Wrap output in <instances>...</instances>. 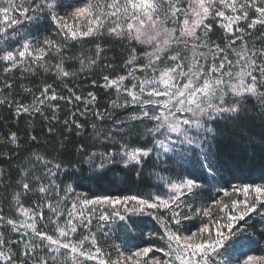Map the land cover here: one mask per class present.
I'll list each match as a JSON object with an SVG mask.
<instances>
[{
    "label": "snow or ice",
    "instance_id": "1",
    "mask_svg": "<svg viewBox=\"0 0 264 264\" xmlns=\"http://www.w3.org/2000/svg\"><path fill=\"white\" fill-rule=\"evenodd\" d=\"M60 7L61 0H19V3L16 0H0V18L4 25L0 26V61L6 65L4 71L10 72L28 58H31L30 63L38 64L52 49L60 52L59 45L52 40L45 39L43 43L47 47H42L34 46L30 39L29 26H38L45 19H50L57 28L69 29L64 33L65 39L76 40L102 34L107 28L109 36L134 43L141 50V55L137 56L138 47L132 48L128 62L130 67L135 65L145 71L151 69L149 76L133 80L131 86L125 84V76L115 80L104 77L105 87L114 88L122 94L124 103L114 107L132 106L134 111H138L139 114L132 115L130 119L144 125L142 135L146 143L151 142V146L132 147L129 141L133 129L125 130L127 122L117 120L115 123L121 127L106 133L97 131L94 124L88 138L95 136L99 140L103 136L101 143L105 151L88 155L86 163L90 170L97 179H101L111 166L120 165L121 171L136 169L139 177L142 165L155 154L157 163H176L189 171L185 176L177 175V178L160 176L155 187L161 191L150 199L137 196L88 199L75 194L72 185L62 188L57 184L60 172L67 175L59 163L53 164L37 156L33 168L25 170L26 182L20 187L25 196L35 188L39 201L35 206L25 207L20 194H14L15 212L24 219L6 221L11 231L19 232L23 228L32 234L31 241L25 245V259L21 264H28L29 257L32 264H141L140 258L149 257L151 247L132 244L135 250L128 256H124L122 245H115L118 258L112 259L111 254L100 247L96 232L91 230L96 206H110L112 209L110 213L105 210L99 215L98 220L103 222L98 225L99 229H104L109 221L119 220L124 223L125 231L134 235L137 225L132 222V217L145 213L160 222L166 248L156 251L162 252L163 257L153 256L145 264H253V261L264 260V257L243 252L251 241L241 235L247 230L237 225L245 217L250 219L253 213L264 219V212L259 211L264 208V183L233 187L232 192L241 193L244 199L232 200L231 207L213 199V205L224 214L220 219L213 217L214 224L202 223L197 231L184 224V221H191L194 217H211L207 206L196 207L187 200L196 196L198 191L217 190V184L223 179L221 169L234 170V165L224 158L226 143L235 145L237 141H246L254 153L258 149L264 154V47L255 50L241 46L235 50L236 41L242 40V37L232 35L257 25L264 26V0H87L70 14L87 21L85 31H74L67 24H62L65 18L57 11ZM16 12L18 16L10 15ZM242 21L246 23V28L241 26ZM214 26L228 34V43L224 47L211 41ZM173 45L179 50H174ZM186 51H190V57L185 55ZM226 51L234 53L235 61L230 55H224ZM101 54L102 49L97 45L93 56L85 59L88 64L95 65ZM209 56L211 63L207 62ZM161 61H164L162 68L159 67ZM84 63L85 60H81V64ZM57 69L64 77L70 75L59 64ZM134 75L135 69L128 73V77ZM89 96L92 101L96 100L91 93ZM57 99V95H49L46 88L41 97H37L30 106L20 105L17 112L39 113L40 106L46 101ZM75 99L79 101L82 97L75 96ZM251 100L258 102L255 113L248 107ZM3 103L0 101V104ZM52 107L55 110L56 106ZM96 117L104 121L103 115L96 113ZM257 119L261 121L260 132L248 127L249 122ZM72 123L75 124L76 134L80 135L83 126L74 119ZM9 140L12 144L17 143L16 135L13 133ZM114 144L119 145L118 150H109V146ZM85 150L86 146L82 144L80 151L83 153ZM161 171L170 172L171 169L165 167ZM194 171L199 174H193ZM261 180H264V174ZM221 192L224 196L229 195L222 184L217 194ZM70 194L75 198H72L65 216L61 207L68 203ZM130 202L135 204L129 207ZM118 205L124 206L125 214H121ZM44 208L57 217L50 219L55 225V236L40 230L34 219L37 216L45 218ZM149 210H163L166 215L170 214V221ZM3 220L4 216L0 214V221ZM81 228L87 232L77 239L75 234ZM224 229H227L226 233ZM109 231H112L110 226ZM104 235L107 236L108 232ZM9 243L15 245L17 242L0 238V262L16 264L19 254L4 250ZM39 252L44 255H37ZM236 252L246 258L241 260Z\"/></svg>",
    "mask_w": 264,
    "mask_h": 264
},
{
    "label": "trees",
    "instance_id": "2",
    "mask_svg": "<svg viewBox=\"0 0 264 264\" xmlns=\"http://www.w3.org/2000/svg\"><path fill=\"white\" fill-rule=\"evenodd\" d=\"M64 4L62 0L61 7H64ZM29 30L32 43L38 42L43 47H47L43 43L44 40H52L59 45L60 52L57 53L55 49L48 51L44 60L38 64L30 63V59H26L22 65L12 68L10 72L4 71L6 65L0 61V101H4L0 104V214L4 216V220L0 221V231L2 230L6 241L10 239L9 234L4 230H10L11 227L7 226L3 229L1 225L2 222L18 214L15 212L14 194H20L25 207L35 206L39 201V193L35 188L25 196L20 187L26 182L25 170L33 168L37 156L53 164L59 163L61 168L67 171V175L63 171L60 172L57 184L62 188L72 185L75 194L86 198L104 196L146 198L157 190L155 185L159 182L160 176H172L173 171L178 169L188 174L189 170L179 164H157L148 159L142 165V174L139 177L136 175V169L121 171L120 165H116L111 166L110 170L104 173L103 178L97 179L96 174L86 163L90 153L105 151L101 143L103 136L99 140L95 136L92 139L88 138L93 132L94 124L97 125V131L106 133L108 130L115 131L116 128L121 127L115 123L117 120L127 122L124 125L125 130L133 129L130 133V145L145 147V136L142 135L144 125L130 119L131 108L114 107V105H122L123 102L114 88L104 86L105 76L116 78L125 68L130 67L128 62L131 58V50L138 46L127 40L109 36L107 28L102 34L79 37L76 40L65 39V36L55 31L50 19L43 20L38 26H29ZM97 45L102 49V54L95 65H90L85 58L93 56ZM140 55L141 50L138 47L137 56ZM81 60H85V63L81 64ZM58 64L70 75L62 76L57 69ZM6 85L11 87L8 88ZM46 88L49 95L52 93L57 95L56 101H46L40 106L39 113L17 112L20 105L30 106L37 97H41V93ZM89 93L96 97L95 101H92ZM75 96H80L82 99L77 101ZM257 103L251 100L248 104L253 113L257 110ZM53 105L56 106L55 110ZM96 113L103 115L104 121L98 120ZM73 119L83 126L84 130L80 135L76 134ZM248 127L260 132L261 121L257 119L249 122ZM13 133L17 139L15 144L9 140ZM257 143H259L258 138ZM82 144L86 146L83 153L80 151ZM118 148V144L109 146V150H118ZM224 158L234 165V170L229 172L221 169L220 176L223 179L217 184V189L221 184L228 190L234 185L264 183V180H261V175L264 174V154L258 149L254 153L253 148L246 141H237L235 145L226 143ZM165 167L170 168L171 171H161ZM40 172L43 173L42 168ZM73 172L75 175H72ZM193 174L199 173L194 171ZM61 195L64 193L61 192ZM52 198L55 199L54 192ZM210 198L211 192L206 190L199 192L195 204L203 206ZM47 223L50 222L47 220ZM250 232L256 234V239L263 241L254 223L250 225ZM9 247L14 248L12 244ZM16 252L19 253L18 249Z\"/></svg>",
    "mask_w": 264,
    "mask_h": 264
},
{
    "label": "rangeland",
    "instance_id": "3",
    "mask_svg": "<svg viewBox=\"0 0 264 264\" xmlns=\"http://www.w3.org/2000/svg\"><path fill=\"white\" fill-rule=\"evenodd\" d=\"M63 1L65 2L64 7H60L57 10L59 15L65 18L62 21V24H67L74 31H85V30H87L88 23L85 19H83V18L77 19V18L70 15L76 7L83 6V4L87 2V0H63ZM16 2L19 3V0H16ZM10 15L18 16V12L10 13ZM250 20H251V16H250L248 22H250ZM51 23H52L53 28L55 29V31L59 35L64 36V33L69 30L67 28H64V29L57 28L56 25L52 21H51ZM0 26H4L2 18H0ZM241 26L246 28V23L242 21ZM227 35L228 34H226L223 31V29L219 28L218 26H214L213 31L210 34V38H211L212 42L219 44L221 47H224L225 44L228 43V39L226 38ZM232 35L233 36L239 35L242 37V40L236 41V45L234 46L235 50H238L241 46H247L248 48L255 49V50H259L260 48L264 47V26L257 25L255 28L247 29L244 32H241L238 34L234 33ZM33 45L34 46L35 45L42 46L38 42H34ZM172 47L174 50H179L176 48L175 45H173ZM204 51H207V49H204ZM170 54H174V53H170ZM185 55L190 57L191 56L190 51H186ZM224 55H230V58L233 59V61H235V59H236L234 53L230 54L228 51H226L224 53ZM28 59H31V58H28ZM207 62L211 63V57L210 56H209ZM163 66H164V61H161L159 67L162 68ZM134 69H135V75L132 77H128V73L131 71H134ZM150 74H151V69H148L145 71V70L137 68L135 65H133L131 67L125 68L123 70V73L120 74V76H118L116 78H110V79L115 80L121 76H125V77H127L125 84H127L128 86H131V83L133 80L143 79V78L149 76ZM121 96H122V94L118 93V97L124 103V100L121 98ZM128 108H131V112H130L131 116L139 114L138 111L133 110L132 106H129ZM172 136L174 138V134H172ZM144 146L150 147L151 142L149 141L146 143V140H145ZM145 147H140V148H145ZM137 148H139V147H137ZM156 159H157L156 155L153 154L149 160L156 162ZM157 164H160V163H157ZM170 164H176V163H170ZM173 172H174V174L172 176H168V177L177 178V175L180 177L187 175L186 173L184 174V173H182V171H179V169L176 171H173ZM242 186L243 185L232 186L230 189L227 190L229 192L228 196H224L222 192L219 193V195H218L217 194L218 189L216 188L217 190L211 191V198L203 206H201V205L197 206L195 204V201H197L198 194H199V191H198V194L196 196L188 198L187 202L188 203H194L196 207L207 206L211 211V217H203V216L194 217L191 221H184V224L187 225L192 231H197L198 228L202 225V223L203 224H214L215 221L212 218L214 217L216 219H220L224 214L220 213L219 208H217L215 205H213V202H212L213 199L221 200L223 204H228L229 207H231L232 200L244 199V197L241 193L232 192V188L233 187L242 188ZM161 188H163L162 184H161ZM160 191H161V189L157 188L156 191H153L148 197H146L144 199H150L153 195L157 194ZM165 191H166V189H165ZM77 195H79V194H77ZM80 196H82V195H80ZM72 198H75V197H73L70 194V198L68 200V203L63 204L61 207V211L64 212L65 216L67 215V208L70 207ZM112 198H123V197H112ZM88 199H92V198H88ZM134 204H135V202H130L129 207L133 206ZM117 208L121 212V214H125L123 205H118ZM105 210H107L108 213H110L112 211L110 206H96V212L92 216L91 230L93 232H96L100 247L102 249H104V251L106 253H110L112 259L118 258V253L116 252L115 247H114L115 245H122L125 249L124 253H123L124 256H128L131 251L135 250L132 247V244L138 245L139 247H151L152 248V252L149 253L148 258H144V257L140 258L141 264H145V261L149 260V258H151L153 256L157 257V258L163 257V253L156 251V249L161 248V247L166 248V243H165L164 239H162L164 230L161 227L160 222L156 219H153L152 215L145 213L143 215L138 214L137 216L132 217V222L137 225V228L135 230L134 235H130L128 232L125 231L124 223L120 222L119 220L109 221L104 229H99L98 225L103 223V222L99 221L98 217H99V215L103 214L105 212ZM149 211L153 212L154 215L163 216L165 219L170 221V214L166 215L163 210H161L159 212H156L155 210H149ZM184 211L187 212V209L185 208ZM259 211L264 212V208L259 209ZM43 212L45 213L44 219H40L38 216L34 217V219L36 220L37 226L40 230L46 232L47 234L55 236L56 235L55 225L50 222L49 217L51 219H57V217L52 216V214L49 212V210L47 208H44ZM127 215H131V214H127ZM11 219H15L17 222H19L20 220H23L24 217L20 216L18 213L17 215L13 216ZM47 220L50 223H47ZM6 221L2 222L1 228L6 229V227L9 226L6 224ZM191 223H193V224H191ZM252 223H254L257 226V230H258V232H260L259 234L262 236L263 241L256 239V237H255L256 234H252L250 232V225ZM60 224H61V226H63V220L60 221ZM237 225L240 229H246L247 230V231H243L241 233L243 238L248 240V241L253 242V244L255 243L254 245H252V243H250V245L248 247L243 249V252H245L247 255H252V256H256V257H264V219H262L258 213H253V214H251L250 219L248 217H245V220L238 221ZM109 226L111 227L112 231H109ZM4 231H6L7 234H9L8 237H9L10 241H16L17 242L15 245L12 244V246L15 249L14 248L12 249L11 247H9V246H11V243H9V244L5 245L4 250H10L14 253H17L16 250L18 249L19 253H17V254H19V256H18V259L16 261V264H21V261H23L25 259L24 255H23V253L26 250L25 245L27 243H29L32 239L31 232L26 230V229H23V228H21L19 232H13L9 229H6ZM224 231L226 233L227 229H224ZM86 232H87V230L81 228L75 234V236L77 239H79ZM104 232H108V235L105 236ZM22 233H23V235H21ZM214 234H215V229H213V235ZM0 238L5 240V237L2 234V230L0 231ZM129 241H131V243H129ZM7 245H9V246H7ZM61 251L63 252L65 250H61ZM37 255H44V253L39 252V253H37ZM235 255L239 256L241 260L246 258V256H241L239 252H236ZM60 259L63 260V257H60ZM0 264H4V262H0ZM28 264H32L31 257L28 258ZM50 264H51V262H50ZM88 264H93V262H88ZM129 264H131V262H129ZM253 264H264V260L253 261Z\"/></svg>",
    "mask_w": 264,
    "mask_h": 264
}]
</instances>
